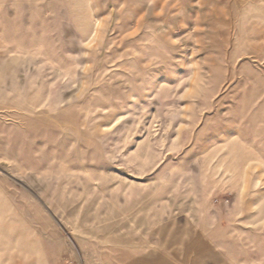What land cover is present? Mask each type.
Segmentation results:
<instances>
[{"label":"rangeland","instance_id":"1","mask_svg":"<svg viewBox=\"0 0 264 264\" xmlns=\"http://www.w3.org/2000/svg\"><path fill=\"white\" fill-rule=\"evenodd\" d=\"M0 264H264V0H0Z\"/></svg>","mask_w":264,"mask_h":264}]
</instances>
